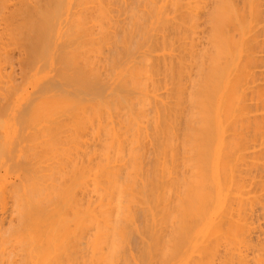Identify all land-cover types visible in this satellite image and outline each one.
Instances as JSON below:
<instances>
[{
    "label": "bare ground",
    "instance_id": "bare-ground-1",
    "mask_svg": "<svg viewBox=\"0 0 264 264\" xmlns=\"http://www.w3.org/2000/svg\"><path fill=\"white\" fill-rule=\"evenodd\" d=\"M68 1L0 0V241L128 264L137 232L165 230L187 264L185 243L232 234L261 253L227 244L233 264H264V1Z\"/></svg>",
    "mask_w": 264,
    "mask_h": 264
},
{
    "label": "rangeland",
    "instance_id": "rangeland-1",
    "mask_svg": "<svg viewBox=\"0 0 264 264\" xmlns=\"http://www.w3.org/2000/svg\"><path fill=\"white\" fill-rule=\"evenodd\" d=\"M70 1H71V0L68 1L69 4H70ZM78 1H79V0H78ZM153 1H154V0H153ZM155 1H156V0H155ZM155 1H154V2H155ZM166 1H167V0H166ZM238 1H239V0H238ZM263 1H264V0H262V2H263ZM106 2H107V0H106ZM92 3L95 4L94 2H92ZM92 3H91V4H92ZM168 6H170V4H169ZM263 7H264V2H263ZM145 15H147V14H145ZM172 15H174V13H172ZM263 23H264V22H263ZM263 23H262V25H264ZM258 32L260 33V39H262L264 36L261 35V34H262L261 31H258ZM261 36H262V38H261ZM59 42H60V41H58V43H59ZM63 43H64V42H63ZM59 44H60V43H59ZM59 44H58V47L60 46L59 49H60L61 47H64V46H68V45H69L68 43H66V45H65V44H60V45H59ZM61 49L63 50V48H61ZM61 49H60V50H61ZM258 52H259V51H258ZM258 52H257V56L259 55V53H262V52L264 53V51H260L259 53H258ZM262 55H263V54H262ZM258 57L261 59L260 62H261V61L263 62V60H264L263 57H264V56L262 57L261 55H259ZM262 59H263V60H262ZM260 62H259V64L262 63V62H261V63H260ZM263 65H264V64H263ZM263 65L260 66V67H256V68H257L258 70H259V68H260V70H261L262 67H263ZM263 69H264V67H263ZM263 69H262V70H263ZM255 70H256V69H255ZM258 70H257L258 73H256V75L258 74V75H257V79H259L258 82H259V81H262V80L264 81V73H263L264 70H263V72H262V71H258ZM259 72H260V73H259ZM261 75H262V77H261ZM261 79H262V80H261ZM263 83H264V82H263ZM261 86H264V84L261 83ZM59 87H60V89L63 90L62 85L59 84ZM59 87H58V85L56 86V88H59ZM249 97L251 98V96H249ZM250 98H249L248 101H250ZM252 102H254V103L252 104ZM249 103H251V106L255 105V101H254V100L250 101ZM258 104H259V102H258ZM261 106H262L261 104H260V105H257V102H256V105L253 106V107H256V108H252V109H253V113H255V114L259 113V115H261V113L264 112V111H262V110H263V107L258 109V110H260V112H259L258 110H257L258 112H257V111H256V112L254 111V109L256 110L258 107H261ZM261 109H262V110H261ZM257 115H258V114H257ZM19 148H20V147H18V144H15V147H14V145L12 146L11 151H12L13 153L19 154V153H20V152H19ZM14 149H15V150H14ZM17 149H18V150H17ZM16 150H17V151H16ZM5 154H6V153H5ZM5 154H3V155H5ZM0 162H1V164H2V161H0ZM33 162H34V166H32V167H38V166H37V165H38V161L36 162L35 159H34ZM1 164H0V168H1V169H0V173L3 172L2 174H7L6 171H5L6 166L3 167V166H1ZM2 165H4V164H2ZM35 165H36V166H35ZM4 172H5V173H4ZM12 172H13V174H11ZM8 173H9L8 175H9V177H10V181H11L12 179H15V180H12V181H14V182L11 183V184H14L15 182H20V177L17 175V176L19 177V180H18V177H17V179H16V177H15L16 174H14V170H10ZM10 174H11V175H10ZM12 175H13V176H12ZM14 177H15V178H14ZM5 202H6V201H5ZM6 203H8V202H6ZM6 203H2V204L5 205ZM9 204H11V202H9ZM6 206H7V205H6ZM7 207H8V206H7ZM0 210H1V209H0ZM2 210H3V209H2ZM2 210H1V211H2ZM4 210H5V209H4ZM6 211H7V210H5V212L3 211L4 213H3V212H0V213H2L1 215L4 216V217H2V216L0 217V221H1V218H3V219L5 218V215H4V214L8 215L9 211H7V212H6ZM6 219H8V216L6 217ZM4 220H5V219H4ZM5 221H6V220H5ZM141 231H142V232H141ZM141 231H140L141 233L137 232L136 235H137V238L139 237L138 240H140V237H141V239H143V241H144L145 243H144L143 241L139 242L138 240L136 241V243L138 242L137 245H138V248H139V249H140V248H143V249H141L142 252H141V251H138V248L136 247L137 245H135L134 248L132 247V249L130 250L131 253H133L134 251H138V252L136 253L137 255H135V253L133 254L134 258H135V256H137V257L135 258V260H134L136 264H161V263H162V264H165L166 262H167V264H172V263H171L170 261H168V260H170L169 257L172 256V255H170V254L173 252V249H176V251H175L176 253H178V252L181 253V252H182L181 250H180V251H177V250H179V248L182 246V245L179 246V242H178V240H177L178 243L176 242V240L174 241L175 243H174V242H170V241H171V240H170V239H171V235L174 237V234H175L174 232H167V231L163 230L165 233H167V234L169 235V237H170V239H169V237H168L167 234H166V235H167L168 238L165 237L166 235H165V233H164L162 230H161V231H162L163 233H161L160 230H159V232H158V230H156L157 232H155V230H149V231H151V232H149V231H145V230H141ZM146 232H147V233H146ZM154 232H155V233H154ZM220 232H221V231H219V233H218V232H215L216 234H215V233H212V235L214 234V237H215V236H217L218 234H220ZM222 232L225 233V232H227V231H222ZM222 232H221V233H222ZM171 233H173V234H171ZM224 233H223V234H224ZM227 233H228V232H227ZM230 233H231V232H230ZM162 234H164V235H162ZM176 234H177V233H176ZM193 234H194V235H193ZM195 234L198 235V233H190V236H195ZM199 234L201 235V237H203L202 234H204V233H202V234L199 233ZM210 234H211V233H210ZM223 234H222V235H223ZM144 235H145V236H144ZM160 235H161V236H160ZM178 235L180 236V233H179ZM181 235H182V234H181ZM184 235H185V234H184ZM187 235H189V234H187ZM200 235H198V236H200ZM208 235H209V234H208ZM225 235H226V234H225ZM228 235L231 236L232 234H231V235H230V234H227L226 237L223 235L222 239H223V238H226L227 240H226V239L220 240V239H221V234H220V238H219V237H218V238H217V237L214 238V237L212 236L214 239L211 237V235H210V237H209V236H207V234H204V237L207 236L209 239H213V240H214L213 243H214L215 245H216V243H217V244L220 243L219 241H222L220 244H218L219 246L216 245L218 248H214V245L212 244V245H213V246H212V245L210 244V242H208L209 240H208V241H205V242H208V243L211 245L210 247H213V248H214V249H212V248L209 247V248H210V250H209L208 245H207L208 243L206 244V245H207V248H208V250H206V251H207V252H206V256H207L208 258H207L206 256L204 257V259H205L206 262L210 259V256H211L212 254H214V256H216V257H214V260H213V256H212V259H211V260L214 262L213 264H217L218 262L220 263V262H221V259H223L222 261H223V263H224V262H225V259L223 258V256L227 258L228 255H225V254H227V253L229 252V251H227V250L225 249V248H227V247H226L227 244H229V245H228V246H229V247H228V250H229V248L231 249V246H232V248H234L236 244H238V243H239V244H242V243H240V242L235 243V241H233V243H235V245H232V244H231L232 241L230 240L232 237H228ZM158 236H159V237H158ZM232 236H233V235H232ZM241 236H242V235H241ZM153 237H158V238H159V240H158L159 242H158V241H155V240H157V239H155V238H154V239H155L154 241H150L149 238H153ZM160 237H162V238H160ZM173 237H172V239L176 238V236H175L174 238H173ZM227 237H228V238H227ZM229 238H230V239H229ZM168 239H169L170 241H169ZM203 239H205V238H203ZM206 239H207V238H206ZM206 239H205V240H206ZM215 239H216V240L219 239L218 242H216ZM228 239H229V241H228ZM148 240H149V241H148ZM161 240H162V241H161ZM164 240H165V241H164ZM166 240L168 241L167 243H166ZM225 240H226L227 242H229V243L225 242ZM172 241H173V240H172ZM201 241H204V240L201 239ZM210 241H212V240H210ZM0 242L2 243V241H0ZM142 242L144 243V245L142 244ZM156 242H157V243H156ZM169 242L171 243V245H169V247H171L173 243L175 244V248H174V247L172 248V252L169 251L171 248L169 249L168 246H166V245L170 244ZM198 242L200 243V240H199V241H195V242H193V244H194V243H195V244H194V245L192 244V246H191V244H189V243H185L186 245H190V249H189V251H188V253H187V256H188L189 259L185 258V257H186V256H185L184 258L187 260V261H186V260L184 259L185 263L188 262L187 264H194V263L196 264V263H197V262H196V261H197L196 259H198L199 256L201 257L203 253H205V250H204L203 252H202V249H201V250H200V249H199V250H196V246H195V245L197 244V247H198V245H199ZM205 242H204V243H205ZM215 242H216V243H215ZM154 243H155V244H154ZM162 243H163V244H162ZM190 243H192V242H190ZM204 243L202 242V244H204ZM211 243H212V242H211ZM224 243H225L226 245H225ZM12 244H14V243H12ZM139 244H140V245H139ZM141 244H142V246H141ZM176 244L179 246V248H177L178 246H177ZM180 244H182V243L180 242ZM202 244H200L199 247H201ZM239 244L236 245V247L238 246V248H240V250H238V248L236 249V247H235L234 252H233V249L230 250L231 252H229V253H230V254L232 253L231 255H233V253L236 254V253L238 252L239 255H243V256H244L245 253L247 252L246 255H245V256H247V260H248V259L250 260V258H251V260H252V259H253L252 257H254L255 255H260V254H261L260 252H259L260 254H259V253H256V252H258V251H257V249H255V248H253V249H252V248L247 249L248 247L246 248V246L244 245V243H243L241 246H240ZM3 245L6 246V244H3V243L0 244V246H1V247H0V250H2V249L4 248V249H6V250L8 249V251H9V249L12 248V246H13V245L11 246L10 243L7 245V246L10 245V247H7V246H6L7 248H6L5 246H3ZM14 245H16V246H15V247L13 246V248H12L13 251L15 250V248L17 249V245H18V243H15ZM164 245L166 246V248H165ZM204 245H205V244H204ZM220 245H221V246H220ZM230 245H231V246H230ZM140 246H141V247H140ZM153 246H154V247H153ZM193 246H195V247H193ZM216 246H215V247H216ZM2 247H3V248H2ZM192 247H193L194 249H192ZM199 247H198V248H199ZM1 248H2V249H1ZM18 248H19V245H18ZM135 248H137V249L135 250ZM167 248H168V249H167ZM202 248H205V247L202 246ZM207 248H205V249H207ZM4 249L2 250L3 252H0V253L3 254L4 251H5ZM133 249H134V250H133ZM218 249H219V250H218ZM251 249H252V250H251ZM21 250H22V249H19L18 251L20 252ZM223 250H224V252H223ZM237 250H238V251H237ZM244 250H245V251H244ZM13 251H11V249H10V252H11V253H13ZM18 251L16 250V251H14V253H15V252H18ZM22 251H23V252H22ZM22 251H21L22 253H20V255L22 254L24 258H21L22 256H20V255L18 256L19 253H16V254H17L16 257H13V258L11 257L12 259L8 260L7 258H8L9 256L6 254L7 258H2L1 260H5V259H6L7 261L5 260V262H7V263H5V262H3V261H0V262H2V263H0V264H10V263H11V264H20V263L25 264V262H24V263L22 262L23 259H24L23 261H25V259H26L25 256H27V259L29 258L28 256H31L30 259L33 258L35 261H34L33 259H32V260H33L34 262L31 261L30 259H29V261H30V262H33V264H34V263L36 264V258H34L35 255H34V252H33L32 249H31V250H28L29 253H28L27 251L24 252V250H22ZM87 251H88V249H87ZM87 251H86V254H87V256L89 257V255H91V254L88 255V252H87ZM208 251H209V252H208ZM210 251H211V252H210ZM236 251H237V252H236ZM243 251H244V252H243ZM259 251H260V250H259ZM5 252L8 253L7 251H5ZM139 252H141V253L139 254ZM166 252H168V253L166 254ZM169 252H170V253H169ZM175 252H173L172 254H174ZM200 252H201V253H200ZM213 252H214V253H213ZM225 252H226V253H225ZM235 252H236V253H235ZM14 253H13V255H12V254H9V253H8V254H9L10 256H15ZM24 253H26L25 256H24ZM30 253H31V254H30ZM131 253H130V254H131ZM158 253H159V255H160L162 258H160L159 255L156 256ZM211 253H212V254H211ZM217 253H218V254H217ZM229 253H228V254H229ZM262 253H263V252H262ZM32 254H33V255H32ZM138 254H139V255H138ZM142 254H143L145 257H143ZM153 254H155L154 257H152ZM165 254H166V256H165ZM168 254H169L170 256H168ZM208 254H211V255H208ZM215 254H216V255H215ZM230 254H229V255H230ZM238 254H236L237 256H236V255H235V256L238 257ZM247 254H248V255H247ZM204 255H205V254H204ZM204 255H203V256H204ZM222 255H223V256H222ZM231 255H230V256H231ZM249 255H250V256H249ZM4 256H5V255L3 254V256H0V257H4ZM6 256H5V257H6ZM87 256H86V257H87ZM133 256H132V257H133ZM140 256H141V258L143 257V258H142V259H143V260H142V261H143L142 263L140 262V261H141L140 258H139ZM163 256L165 257V260H163V259H164ZM219 256H220V257H219ZM230 256H229V257H230ZM235 256H234V257H235ZM243 256H242V257H243ZM245 256H244V257H245ZM147 257H148V258H147ZM151 257H152V258H151ZM155 257H156V258H155ZM166 257H167V258H166ZM232 257H233V256H231V258H232ZM234 257H233V258H234ZM244 257H243V258H244ZM9 258H10V257H9ZM14 258H16V259L13 260ZM81 258H82V257H81ZM134 258H133V259H134ZM146 258H147V259H146ZM153 258H154V259H153ZM159 258H160V259H159ZM194 258H195V259H194ZM220 258H221V259H220ZM233 258H232V259H230V258L228 259V258H227V260H226L227 262H225V263H227V264H231V263H232V264H233V261H231V260H236V259H233ZM245 258H246V257H245ZM27 259H26V260H27ZM82 259H83V258H82ZM82 259H81L82 263H85V262H83L84 259H83V260H82ZM133 259H131V260H130V263H128V264H131V262H132ZM199 259H200V258H199ZM199 259H198V260H199ZM202 259H203V258H201L200 261H202ZM218 259H220V260H218ZM145 260H146V261H145ZM154 260H155V261L158 260V261L155 262ZM162 260H163V261H162ZM195 260H196V261H195ZM217 260H218V262H217ZM12 261H13V262H12ZM17 261H19V262H17ZM81 261H79V264H82V263H80ZM85 261H90V260H88V258H87V260H85ZM159 261H161V262H159ZM190 261H191L192 263H191ZM193 261H194V262H193ZM203 261H204V260H203ZM203 261H202V262H203ZM205 261H204V262H205ZM212 261H211V262L208 261L209 264H212ZM16 262H17V263H16ZM27 262H28V260H27ZM163 262H164V263H163ZM198 262H199V261H198ZM206 262H205V263H206ZM228 262H230V263H228ZM88 263H89V262H88ZM135 263H134V264H135ZM219 263H218V264H219ZM221 263H222V262H221ZM221 263H220V264H221ZM223 263H222V264H223ZM225 263H224V264H225ZM247 263L249 264V262H247ZM28 264H29V263H28ZM30 264H32V263H30ZM89 264H92L91 261H90ZM182 264H184V263H182ZM199 264H201V262H199ZM202 264H203V263H202Z\"/></svg>",
    "mask_w": 264,
    "mask_h": 264
}]
</instances>
